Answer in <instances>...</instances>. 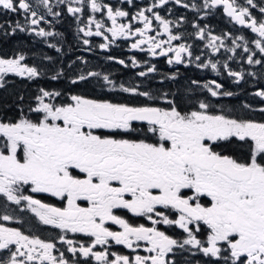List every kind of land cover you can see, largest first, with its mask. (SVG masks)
I'll list each match as a JSON object with an SVG mask.
<instances>
[{
    "label": "snow or ice",
    "instance_id": "1",
    "mask_svg": "<svg viewBox=\"0 0 264 264\" xmlns=\"http://www.w3.org/2000/svg\"><path fill=\"white\" fill-rule=\"evenodd\" d=\"M41 2L51 12L49 0ZM246 2L255 7L253 0ZM159 3L164 4L165 0H159ZM176 3L180 4L181 0ZM217 5H223L228 16L241 25L246 23L247 17L251 30L264 38V19L257 22L249 8L236 6L235 0H204L205 8ZM90 7L93 11L100 10L96 0H91ZM104 7L112 22L107 31L113 37L139 34L141 39L131 47L139 48L146 43L148 51L157 55L156 50L161 49L165 41L146 35L152 23L144 10L132 17L142 21L143 28L132 31L129 25L117 24V17L128 16L127 12ZM0 9L13 13L31 11L27 0H0ZM67 11L76 14L82 9L69 4ZM147 11L151 12L152 8ZM260 12L264 14V7ZM153 15L168 33L169 45L180 39L170 33L169 21L159 14ZM31 17V25H36L35 11H31ZM92 23L96 25L95 35H101L102 23L90 18L89 24ZM16 27L20 28V25ZM80 31L85 35L93 34L84 28ZM37 34L52 35L43 29ZM197 35L203 39L204 29ZM219 39L210 36L208 47L218 50L215 42ZM83 42L89 43L88 40ZM255 44L264 53V42L256 40ZM100 47L106 48L108 44ZM169 52H175L179 62L181 53L189 52V49L180 44L163 49L159 54ZM23 60V55L0 58V74L38 76V70L24 65ZM168 62L172 63V60ZM248 62L261 63L252 56ZM132 63H136L135 59ZM211 67L215 69L216 64ZM154 70L153 67L147 69L148 72ZM145 74L139 73L140 76ZM97 75L89 72L77 79L86 81ZM229 75L241 77L239 72L229 71ZM103 80L114 87L107 75ZM212 83L215 89L208 87V91L215 97L220 94L217 90L221 85ZM121 88L134 95L149 96L138 87ZM60 95L41 88L40 94L35 96V106L29 108V112L35 114L34 119L21 111L15 122L0 120V193L17 204L21 200L27 201L28 207L46 225H55L72 233H86L94 238L90 245L81 244L76 248L72 246V240L61 235L60 240L69 245V252L90 256L99 264H175L168 254L174 247L191 245L205 256L219 257L226 252L223 256L225 264L229 261L231 264H264V122L210 114L209 104L203 101L198 110L182 113L171 101L168 103L172 106L165 109L113 103L77 94L70 95L67 103L46 100ZM256 95L264 97V90ZM261 111L264 112V108ZM134 122H146L147 132L158 137V142H148L151 139L148 136L143 139L116 138L115 134L98 131L122 130L124 134L139 131L134 128ZM234 142L247 146L246 158L227 154V146ZM27 185L34 193H50L61 198L65 206L55 207L31 196H18L20 187ZM158 206L174 210L177 218H170L159 211ZM114 209H126L136 216H145L153 226H133L116 215ZM2 219L8 221L11 217L4 215ZM106 221L119 225L121 230H110L105 226ZM160 223L178 225L187 234L186 238L182 242L172 238L156 227ZM202 225L207 229L206 240L197 237ZM109 239L133 251L141 246L140 242H145L144 251L148 255L130 257L94 251L95 245L107 244ZM10 246H14V250H10ZM54 248L53 243L0 224V249L10 250V255L0 259V264H68L63 253L59 257L53 255Z\"/></svg>",
    "mask_w": 264,
    "mask_h": 264
},
{
    "label": "flooded vegetation",
    "instance_id": "2",
    "mask_svg": "<svg viewBox=\"0 0 264 264\" xmlns=\"http://www.w3.org/2000/svg\"><path fill=\"white\" fill-rule=\"evenodd\" d=\"M27 2L31 11L36 12L35 18L38 20L36 25L30 23L31 11L25 13L19 10L13 13L0 9V58H15L23 55L22 63L28 67H35L39 75L22 77L16 73L0 74V87L5 88L17 82L20 83L22 93L28 99L29 96L33 99L30 107L35 106V96L39 95L40 89L43 88L49 92L61 94L55 98H46L49 102L56 104L67 103L70 95L77 94L91 99H106L113 103L148 105L165 109L172 106L168 103L171 101L179 111L184 113L198 110L199 103L203 101L209 104L210 114H225L236 119L264 122V112L261 111L264 108V97L256 95L264 90V53H261L255 44L256 40L264 42V38L251 30L247 17L246 23L241 25L228 16L223 5L205 8L204 0H181L180 4H177L176 0H165L164 4H160L159 0H96L100 5L98 11L91 9V0H63V3L61 0H49L51 12L41 0H27ZM253 3L255 7L248 5L246 0H235L236 6L249 8L252 18L259 22L264 19V14L260 12V8L264 7V0H253ZM69 4L81 8L82 11L70 14L67 11ZM105 5L114 10L120 9L127 12L128 16L117 17V24L129 25L132 31H135V28H143V22L139 19L133 20L132 17L144 10V14L152 23L146 35L155 37L157 41H165L162 48L156 50L157 55H152L148 51L146 43L139 48L131 47L136 40L141 39L139 34L113 37L107 31L112 27V22L107 16ZM148 8H152V11H147ZM153 13L169 21L170 33L179 36L180 39L173 40L169 45L168 33L163 31ZM90 18L102 23L101 35H95L96 25L89 24ZM17 24L20 28L16 27ZM14 28L15 31H13ZM81 28L85 31L90 30L93 34L85 35L80 31ZM41 29L52 35H38ZM200 29H204L203 39L197 35ZM105 36L108 37L107 40ZM210 36L220 38L215 42L218 50L208 47ZM84 40H88L89 43L84 44ZM101 44H108V47L101 48ZM180 44L187 46L191 55L189 52L181 53L179 62L175 59V52L159 54L163 49L170 46L175 48ZM249 56H252L254 60H260L261 63L250 64ZM197 57L199 60L196 59ZM133 59L136 61L135 64L132 63ZM170 59L172 63L168 62ZM119 60H124L125 63L120 64ZM213 63L216 64L215 69L211 67ZM149 67L155 70L148 72ZM229 71L239 72L241 77L238 79L231 76ZM89 72H95L98 75L89 77L86 81L77 79L80 75L87 76ZM140 72H145V76H140ZM105 75L113 82L114 87L103 80ZM54 76L57 78L53 79ZM73 80L77 82L74 84ZM213 81L221 85V88L217 90L220 94L215 97L208 91V87L215 89ZM37 84L39 86L36 87ZM121 86L138 87L139 91L148 92L149 96L124 92ZM225 92L231 95H224ZM21 111L29 118H35V114L30 113L25 103L21 102L20 107L0 109V120L15 122L20 118ZM147 127L146 122H134V128L139 131L128 134H124L122 130L98 131L106 135L115 134L116 138L143 139L148 136L151 137L148 142H158V137L148 133ZM227 154L246 158L247 146L234 142L227 146ZM16 194L31 196L33 199L55 207L65 206V201L50 193L32 192L30 185L20 187ZM204 199L207 200V198ZM158 210L170 215L173 219L178 216L171 209L158 206ZM114 213L133 226H153L147 217L136 216L126 209H114ZM4 215L10 216L11 219L3 220ZM0 224L16 228L29 237L53 243L55 245L53 255L59 257L63 253L68 264H99L90 256L84 257L79 252H69V245L60 240V236L63 235L66 239L73 241L72 246L79 248L81 244L90 245L93 237L86 233H72L55 225L44 224L28 207L27 201L21 200L17 204L0 193ZM105 226L112 231L121 230L119 225L111 221H106ZM156 227L181 242L187 235L178 225L160 223ZM190 227L194 228L195 225ZM206 236V226L202 225L197 237L206 240ZM140 245L133 251L109 239L107 244L95 245L94 251H107L109 254L115 252L130 257L137 254L148 255L144 251L145 242H140ZM10 250H14V246H10ZM10 250L0 249V259L7 258ZM224 255L227 253L219 257L205 256L194 246L186 245L184 248L174 247L173 252L168 254V258L175 261V264H208L201 263V260L209 261V264H225ZM111 258L109 255V259ZM228 264H231V261Z\"/></svg>",
    "mask_w": 264,
    "mask_h": 264
},
{
    "label": "trees",
    "instance_id": "3",
    "mask_svg": "<svg viewBox=\"0 0 264 264\" xmlns=\"http://www.w3.org/2000/svg\"><path fill=\"white\" fill-rule=\"evenodd\" d=\"M43 85V84H40ZM29 87H32L28 84ZM39 84L36 85V87ZM48 88V87H47ZM20 83H16L15 85H9L5 88L0 87V109L7 107H20L21 102L25 103V107L30 108L32 105V100L29 99L22 93ZM22 97V99H21ZM201 263H210L209 261L201 260Z\"/></svg>",
    "mask_w": 264,
    "mask_h": 264
}]
</instances>
